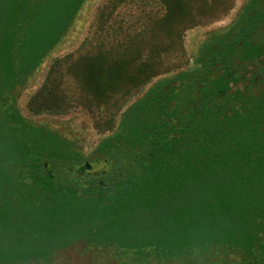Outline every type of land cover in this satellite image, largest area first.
I'll return each mask as SVG.
<instances>
[{
    "label": "trees",
    "instance_id": "16d2710c",
    "mask_svg": "<svg viewBox=\"0 0 264 264\" xmlns=\"http://www.w3.org/2000/svg\"><path fill=\"white\" fill-rule=\"evenodd\" d=\"M85 1L0 0V264L78 243L145 261L234 264L229 251L264 264V0H246L191 66L175 64L128 104L90 155L27 120L16 97ZM234 1L153 0L161 13L137 42L55 58L30 108L107 112L172 71L162 55L183 53L186 30Z\"/></svg>",
    "mask_w": 264,
    "mask_h": 264
},
{
    "label": "rangeland",
    "instance_id": "374dc122",
    "mask_svg": "<svg viewBox=\"0 0 264 264\" xmlns=\"http://www.w3.org/2000/svg\"><path fill=\"white\" fill-rule=\"evenodd\" d=\"M108 1L86 0L84 2L67 34L45 56L31 75L24 76V82L18 86L16 94L17 105L27 120L57 132L85 155H90L98 143L105 136L111 134L109 126L118 123L121 112L128 104L140 97L153 83L168 78L176 72L175 64L182 68L191 66L202 43L213 33L229 29L246 0H235L230 12L218 20L188 28L184 36V52L162 55L164 64L172 71L156 76L136 93L132 92L123 97L113 108L107 109V112L106 109H103L102 112L88 110L81 104L64 114H40L32 111L29 105L30 98L45 82L55 58L88 51L93 53L100 45L107 48L111 42L122 41V39L135 43L149 19L157 16L158 12L161 13L160 5L153 0H111L107 4ZM68 86L70 94L74 95L76 93L75 86L72 82H69ZM94 166L99 169L101 165L94 162ZM126 253L127 251L115 247L104 249L78 243L56 253L48 260L31 261L28 264H189L187 261L179 262L178 258L174 257L159 259L146 252L143 253L148 258L145 261L141 257L134 256L131 252ZM228 257L232 258L234 264H247L246 258L238 253L228 251ZM207 261L209 262L201 261V263L196 262L195 264H218L219 262L211 255Z\"/></svg>",
    "mask_w": 264,
    "mask_h": 264
},
{
    "label": "water",
    "instance_id": "95a60500",
    "mask_svg": "<svg viewBox=\"0 0 264 264\" xmlns=\"http://www.w3.org/2000/svg\"><path fill=\"white\" fill-rule=\"evenodd\" d=\"M86 166H87L88 169H92V164L87 163Z\"/></svg>",
    "mask_w": 264,
    "mask_h": 264
}]
</instances>
